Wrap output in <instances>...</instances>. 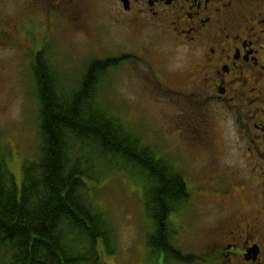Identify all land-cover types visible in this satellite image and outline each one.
Masks as SVG:
<instances>
[{"label":"flooded vegetation","instance_id":"obj_1","mask_svg":"<svg viewBox=\"0 0 264 264\" xmlns=\"http://www.w3.org/2000/svg\"><path fill=\"white\" fill-rule=\"evenodd\" d=\"M91 1L133 32L139 51H119L118 58L135 62L139 52L149 62L169 98L167 137L188 151L173 159L188 192L186 205L170 216L180 262L172 257L169 264H264V0H0V35L18 46L25 39L24 52L35 60L48 44L31 49L23 21L43 16L48 32L63 23L84 35L92 28ZM147 31L170 44L174 70L156 56L163 52L141 50L136 39ZM194 200L196 220L209 224L201 234L191 231Z\"/></svg>","mask_w":264,"mask_h":264},{"label":"trees","instance_id":"obj_2","mask_svg":"<svg viewBox=\"0 0 264 264\" xmlns=\"http://www.w3.org/2000/svg\"><path fill=\"white\" fill-rule=\"evenodd\" d=\"M125 59L89 62L69 91L50 47L31 63L38 138L22 166L21 194L0 154V264H103V252H116L117 233L94 194L114 171L143 179L150 261L174 257L170 216L187 203L184 179L172 158L98 105L99 85Z\"/></svg>","mask_w":264,"mask_h":264},{"label":"rangeland","instance_id":"obj_3","mask_svg":"<svg viewBox=\"0 0 264 264\" xmlns=\"http://www.w3.org/2000/svg\"><path fill=\"white\" fill-rule=\"evenodd\" d=\"M106 10L94 1L90 2L88 14L92 28L84 35L75 34L69 26H62L63 23L48 32L50 28L44 23L43 16H28L23 21L24 34L31 49L37 53L44 44L50 47L53 64L61 79L60 87L65 90H75L80 85L90 62L86 57L103 53V58L111 59L120 57L119 51L125 55L139 51L138 45L131 40L134 39L133 32L125 26H117ZM136 41L141 43V50L153 51L152 56L158 53L157 50L163 52L156 56L166 61L164 67L167 70L178 66L177 59L172 56L174 51L168 47L170 44L158 42L151 31ZM157 43H160L159 48H156ZM27 46L25 39L23 46H18L0 35V154L15 177L19 194L23 185V163L34 155L38 138L37 105L31 76L35 54L25 53L24 47ZM136 53L141 59L135 62L123 60L102 80L98 87V93L102 95L98 97V105L119 118L134 134L140 135L144 144L156 146L164 157L187 158L185 146L174 145L167 137L169 98L156 87L149 62L142 60V53ZM129 174L124 171L109 173L103 181L104 189L94 194L110 215L117 233L116 252L112 256L103 252V264H162L160 259L150 261L146 252L145 238L149 226L145 217L143 179ZM191 205L189 214H195L191 231L197 234L206 232L209 224L201 218L196 220L198 205L195 200ZM181 223L185 226L186 220L183 218Z\"/></svg>","mask_w":264,"mask_h":264}]
</instances>
